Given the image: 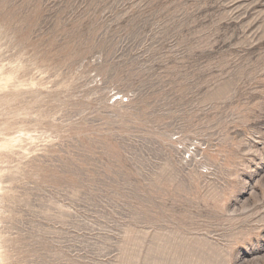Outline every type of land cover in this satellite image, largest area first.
Returning a JSON list of instances; mask_svg holds the SVG:
<instances>
[{
  "label": "rangeland",
  "instance_id": "rangeland-1",
  "mask_svg": "<svg viewBox=\"0 0 264 264\" xmlns=\"http://www.w3.org/2000/svg\"><path fill=\"white\" fill-rule=\"evenodd\" d=\"M0 264H264V0H0Z\"/></svg>",
  "mask_w": 264,
  "mask_h": 264
},
{
  "label": "built area",
  "instance_id": "built-area-1",
  "mask_svg": "<svg viewBox=\"0 0 264 264\" xmlns=\"http://www.w3.org/2000/svg\"><path fill=\"white\" fill-rule=\"evenodd\" d=\"M118 99H120L122 102H126L127 101V98H125V97H119Z\"/></svg>",
  "mask_w": 264,
  "mask_h": 264
}]
</instances>
